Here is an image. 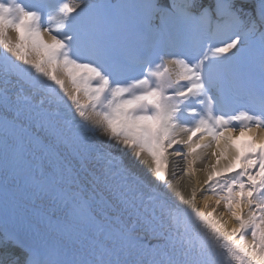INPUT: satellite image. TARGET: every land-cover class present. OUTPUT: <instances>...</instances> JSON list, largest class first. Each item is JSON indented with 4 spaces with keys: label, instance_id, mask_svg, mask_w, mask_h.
<instances>
[{
    "label": "snow or ice",
    "instance_id": "6c2138e0",
    "mask_svg": "<svg viewBox=\"0 0 264 264\" xmlns=\"http://www.w3.org/2000/svg\"><path fill=\"white\" fill-rule=\"evenodd\" d=\"M0 264H264V0H0Z\"/></svg>",
    "mask_w": 264,
    "mask_h": 264
},
{
    "label": "bare ground",
    "instance_id": "6f19581e",
    "mask_svg": "<svg viewBox=\"0 0 264 264\" xmlns=\"http://www.w3.org/2000/svg\"><path fill=\"white\" fill-rule=\"evenodd\" d=\"M10 38L13 40L16 38V33L14 31L9 32ZM235 135H238L239 133H234ZM176 152H180L181 155H183V150L179 147L175 148V150H169L168 156H169V165H168V170L170 173V178H171V172L173 170L176 171V180L180 181V186L181 189L185 191V195H190L191 188L195 186L197 189L200 188V183L203 182V180L206 178L205 174L201 171L204 167V164L207 163V161H204L203 163H197L195 165V168L197 169L196 175L195 176H190L187 174L183 169L185 168V165L183 161L176 155ZM125 162L131 164V158L130 157H125ZM137 171L143 173V168L140 165H134ZM197 180L200 181V183H197ZM204 195H210L208 192H204ZM202 195L200 192L197 194V200H201Z\"/></svg>",
    "mask_w": 264,
    "mask_h": 264
}]
</instances>
